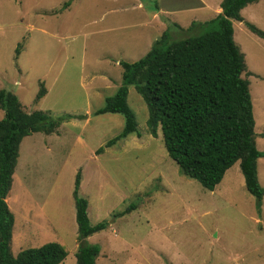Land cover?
Masks as SVG:
<instances>
[{"label":"rangeland","instance_id":"obj_1","mask_svg":"<svg viewBox=\"0 0 264 264\" xmlns=\"http://www.w3.org/2000/svg\"><path fill=\"white\" fill-rule=\"evenodd\" d=\"M65 1L0 0V90L13 93L26 113L86 116L61 123L53 134L21 140L5 200L13 215L10 253L53 242L67 253L60 264H74L76 229L68 207L80 170L79 195L90 217L107 226L84 240L102 251L95 264H264V195L256 209L236 174L212 191L182 176L159 129L156 138L147 133L146 108L132 87L126 104L139 137L104 148L120 132L122 117L92 116L120 86L118 62L137 61L160 36L148 26L154 22L147 23L156 4L169 13L159 16L162 31H172L173 22L212 19L221 0H201L204 11L197 0H71L53 14ZM240 16L264 32V0L245 6ZM232 30L249 72L241 77L248 83L254 144L263 153L256 174L264 190V42L242 22L233 21ZM39 88L45 94L35 102ZM130 203L135 208L119 216Z\"/></svg>","mask_w":264,"mask_h":264},{"label":"trees","instance_id":"obj_2","mask_svg":"<svg viewBox=\"0 0 264 264\" xmlns=\"http://www.w3.org/2000/svg\"><path fill=\"white\" fill-rule=\"evenodd\" d=\"M258 0H221L220 12L204 22H191L183 30L171 24L172 31L185 32L188 37L173 38L165 30L137 61L118 62L120 86L103 99L92 116L120 115V132L105 142L109 148L135 134L136 123L126 104L127 87H132L145 105L147 133L156 138L157 130L167 156L179 173L212 191L225 171L237 162L245 191L260 209L264 190L258 184L256 161L263 157L254 144V120L243 56L235 45L232 22H243L240 11ZM65 1L53 14L70 4ZM245 28L264 42V32L243 22ZM194 32V33H193ZM18 46L15 55H18ZM249 75V74H248ZM45 92L39 88L35 102ZM0 264H60L67 253L57 243H45L37 248L10 253L13 215L5 199L18 157L21 140L33 133L50 135L61 123L71 119L84 120L85 115H62L52 118L43 111L26 113L17 97L0 90ZM260 137H264V132ZM101 148L95 152L100 153ZM80 170H77L71 192L74 204L77 247L74 264H95L99 248L85 239L106 228L105 222L90 225L86 214L87 202L79 195ZM135 208L130 203L118 213L122 216Z\"/></svg>","mask_w":264,"mask_h":264},{"label":"crops","instance_id":"obj_3","mask_svg":"<svg viewBox=\"0 0 264 264\" xmlns=\"http://www.w3.org/2000/svg\"><path fill=\"white\" fill-rule=\"evenodd\" d=\"M116 1H119V0H114V2H116ZM158 1H160V0H158ZM71 3V2H70ZM159 3V2H158ZM256 3V2H255ZM197 6H198V9L200 10V11H204V5H203V2L201 1V0H197ZM253 4V3H252ZM70 5V4H69ZM250 5V4H249ZM217 6V5H216ZM247 6V5H246ZM135 7H136V3H135ZM68 8V7H67ZM138 8V7H137ZM198 9H196V10H198ZM215 9H219V7H216ZM214 9V10H215ZM65 10V9H64ZM117 7H112L111 9H110V11L109 12H111V13H113V14H116V12H117ZM123 10V9H122ZM148 15H149V21L147 22L148 24L150 23V22H154V23H151V24H149L148 26H151V27H153V29L154 30H156V32H158V30H159V32H163L162 30H163V28H164V24H163V22H160V21H158V20H160V17L159 16H165L166 14H169V13H167V10H166V8H164V7H160L158 4H156L155 6H154V9L153 10H151V11H149L148 13H147ZM218 14V13H217ZM214 15V14H213ZM167 16V15H166ZM193 21H196L195 19H191L190 21H187V23L185 22V24L184 23H179V22H173V23H175L176 25H182V26H185V28H187L188 26H189V24L191 23V22H193ZM243 21V20H242ZM243 22H245V21H243ZM242 22V23H243ZM157 24H160V28L158 27V25ZM178 25V26H179ZM179 27H181V26H179ZM185 28H183V29H185ZM155 40V39H154ZM153 40V41H154ZM148 51V50H147ZM233 166H231L229 169H227L226 171H225V173H224V175H223V177H222V179H221V181L215 186V187H222L223 188V186H224V184H225V182H226V180L228 179H230V177L231 176H233L234 174H236L238 177H239V181H243V179L241 178V176H239V170H238V167H237V165H236V170L234 171V172H230L231 170V168H232ZM219 185H222V186H219ZM71 199H72V196H71ZM6 200V199H5ZM69 208V211H72V213H73V217H74V204H73V200H72V202L70 203V207H68ZM86 210H87V217H88V221H90L89 222V224L90 225H95V224H97V223H100V222H105V221H100L101 219H98V218H96L95 216H93V217H90V215H89V210H88V208H86ZM75 223V222H74ZM106 223V222H105ZM20 226H21V224H20ZM107 227V226H106ZM21 228H22V226H21ZM75 229H76V225H75ZM102 231H104V230H102ZM101 232V231H100ZM99 233V232H98ZM95 234H97V233H94V234H92L91 236H89V237H87L86 238V240L87 241H90L91 239H92V237L95 235ZM75 243H76V241H75ZM75 249H76V246H75ZM74 252H75V250H74ZM102 252V251H101ZM101 252L99 253V255L101 254ZM74 261H75V259H74Z\"/></svg>","mask_w":264,"mask_h":264}]
</instances>
